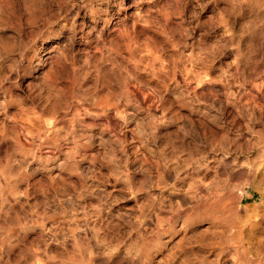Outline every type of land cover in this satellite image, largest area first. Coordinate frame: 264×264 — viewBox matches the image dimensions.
I'll use <instances>...</instances> for the list:
<instances>
[{"label": "rangeland", "instance_id": "obj_1", "mask_svg": "<svg viewBox=\"0 0 264 264\" xmlns=\"http://www.w3.org/2000/svg\"><path fill=\"white\" fill-rule=\"evenodd\" d=\"M229 5L0 0V258L254 254L220 216L258 205L264 19Z\"/></svg>", "mask_w": 264, "mask_h": 264}, {"label": "bare ground", "instance_id": "obj_2", "mask_svg": "<svg viewBox=\"0 0 264 264\" xmlns=\"http://www.w3.org/2000/svg\"><path fill=\"white\" fill-rule=\"evenodd\" d=\"M178 0H175L177 3ZM229 3L230 9H233L234 7L243 8L246 9L248 13H262V18L264 19V0H222ZM104 16H110V13L104 9L103 10ZM121 37V34L119 35ZM171 78L173 80H177V76L173 75ZM176 101L180 104H182L183 96L182 94L176 95ZM197 153V149H196ZM259 174H260V180L253 186V188L257 191L258 194V205L255 206L253 209H251L249 212H246L244 219H238L234 215V210L231 208L229 209V213L227 217L223 214L220 218L222 221H227L229 219L230 225L234 226L238 233L235 234L233 239L240 243L242 241L249 242V249L252 250V253H254L252 256H247L245 252H241L239 250L233 249L235 251V255L241 257V263L242 264H264V150H262L261 154V165L258 167ZM212 206H205L203 205V209L207 208L208 211ZM213 209H216L212 207ZM257 216L258 219H255V221H251V217ZM225 217V218H224ZM245 225V226H244ZM242 226H244V229H242ZM9 230L0 226V242L3 243L5 239L9 238ZM0 249L1 246H0ZM44 257V260L41 259V256ZM30 260L28 262H22L18 258H8L6 260H3L0 258V264H50L49 261L46 259L47 255L45 253V249L43 251L40 248H36L34 250L29 251ZM205 260L202 259L201 263H203Z\"/></svg>", "mask_w": 264, "mask_h": 264}]
</instances>
